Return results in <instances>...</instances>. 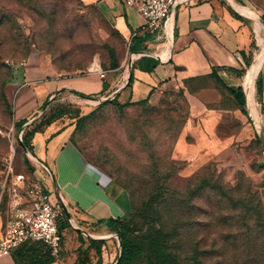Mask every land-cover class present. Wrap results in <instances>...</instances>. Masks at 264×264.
Returning a JSON list of instances; mask_svg holds the SVG:
<instances>
[{
	"label": "rangeland",
	"instance_id": "374dc122",
	"mask_svg": "<svg viewBox=\"0 0 264 264\" xmlns=\"http://www.w3.org/2000/svg\"><path fill=\"white\" fill-rule=\"evenodd\" d=\"M110 1L124 7L122 0H0L1 235L9 215L1 188L4 176L9 167L30 174L21 146L26 140L20 142L21 129L12 125L4 87L28 63L45 64L66 77L113 70L121 81L131 65V38L106 13ZM237 1L264 21V0ZM138 43L147 51L155 49L142 39ZM252 49L241 73L223 76L228 85H239L244 101L224 91L222 102L214 106H226L228 112L216 135L193 115L188 101V92L220 86L214 76L184 81V86L165 83L146 101L123 106L115 99L100 101L65 89L42 105L36 120L59 119L72 127L70 142L87 166L101 181L122 190L128 205L123 219L142 248L132 264H158L145 246L154 237L164 242L169 258L163 264H264V144L259 128L264 135V63L252 96L254 68L241 84L261 50L255 34ZM64 228H69L66 244L81 243L68 247L72 257L76 254L73 264H115L120 252L115 231L76 221L73 226L62 222L61 233ZM35 247L49 253L32 244L23 247L18 260L29 262Z\"/></svg>",
	"mask_w": 264,
	"mask_h": 264
},
{
	"label": "crops",
	"instance_id": "0c3cea01",
	"mask_svg": "<svg viewBox=\"0 0 264 264\" xmlns=\"http://www.w3.org/2000/svg\"><path fill=\"white\" fill-rule=\"evenodd\" d=\"M109 3L106 13L126 36H141L147 48H155L147 51L137 43L131 53L132 77L126 84L127 73L121 81L113 70L104 71L103 78L95 71L66 77L57 75L45 64L28 63L17 75L18 79L4 87L11 112L13 110L12 125L23 123L21 128L29 130L26 139L32 155L52 172V178L44 181L51 201L55 203L60 195L74 221L100 230L109 229L105 225L107 220L124 218L128 209L124 194L115 185L101 181L87 166L70 142L72 127L61 124L59 119L50 123L36 120L42 105L62 89L80 97L115 98L120 104L135 102L149 97L154 88L165 83L184 86V81L209 77L212 72L230 86L222 74L236 75L246 67L253 54L254 34L261 50L244 72L241 84L264 56V35L261 34L264 21L255 10L240 5L237 0H185L154 32L144 28L143 18L133 7L124 2V7L113 1ZM224 91L228 93L221 86L211 84L188 92L193 115L200 116L206 129L214 135L218 122L228 112L226 106H214L222 102ZM33 156L31 160H35ZM69 228L62 230L60 257H53L49 264L74 263L76 254L72 257L68 247L77 248L81 243L74 247L66 244ZM70 238L72 241L73 234ZM13 251L0 252V264H24L16 262Z\"/></svg>",
	"mask_w": 264,
	"mask_h": 264
},
{
	"label": "built area",
	"instance_id": "2783aa9c",
	"mask_svg": "<svg viewBox=\"0 0 264 264\" xmlns=\"http://www.w3.org/2000/svg\"><path fill=\"white\" fill-rule=\"evenodd\" d=\"M185 0H123L143 18V26L154 32L168 19L175 7ZM133 34L132 36H134ZM131 36V37H132ZM104 77L101 68L95 70ZM222 76H227L223 72ZM23 129L18 138L21 141ZM33 167L30 174L14 173L9 167L1 184L2 194L7 195L9 215L3 235L0 234V252L16 249L24 243H40L56 258L61 250L62 233L60 225L66 222L73 226L74 216L59 195L53 203L46 190L45 179L52 178V172L29 152H24ZM31 156L35 160H31Z\"/></svg>",
	"mask_w": 264,
	"mask_h": 264
},
{
	"label": "trees",
	"instance_id": "16d2710c",
	"mask_svg": "<svg viewBox=\"0 0 264 264\" xmlns=\"http://www.w3.org/2000/svg\"><path fill=\"white\" fill-rule=\"evenodd\" d=\"M140 40H141V36L136 37V35H134L131 37L129 49L132 50V52L136 49L135 46L137 45L138 42H140ZM209 76H214V78L216 79V81L218 82V84L222 88L226 89L236 100H240V102L243 103L244 95H243V92L239 86H236V87L227 86L222 81V79H220L213 72ZM131 77H132V74L130 76V79H131ZM147 98L148 97H146L142 100H139V101H135V102H143V101H146ZM114 99L115 98H113V100ZM130 103H132V102L127 101L123 104L117 103V105L123 106V105L130 104ZM40 123H41V121H40ZM22 124L23 123H18V125H17V123H15L14 126L16 129H21ZM28 131L29 130L27 128H25L23 130L22 138L23 137L25 138L26 142L23 141V143L27 147L28 151L31 153L29 143L26 139ZM25 158H26L27 162L29 163V160L26 157V155H25ZM29 167H30V172H32L33 167L31 165ZM105 225L107 227H109L111 230L115 231L119 237V240H120V252H119V256H118L115 264H132L133 261H135L136 258L139 257V255L141 254L142 248H141L139 243L132 240L131 235L128 232V226H127L126 222L124 221V219H119V218L109 219L106 221ZM146 243H148V244L145 246L150 249L149 252L152 254L153 258L156 260V262L158 264H163L169 258L165 252V246H164V242L162 240L154 237V238H152V240H147ZM32 244L43 246L42 244L36 243V242L24 243V244L20 245L19 247H17L13 251V256H14V259L16 260V262H20V263H24V264H49L53 261V257L48 252H44V251H42L41 248H37V247L30 249L31 256H30L29 262H23V261L18 260L17 255L20 254L21 252H24L23 247H27V249H29L28 246L32 245ZM197 264H203V263L199 262Z\"/></svg>",
	"mask_w": 264,
	"mask_h": 264
},
{
	"label": "bare ground",
	"instance_id": "6f19581e",
	"mask_svg": "<svg viewBox=\"0 0 264 264\" xmlns=\"http://www.w3.org/2000/svg\"><path fill=\"white\" fill-rule=\"evenodd\" d=\"M264 63V56L263 58L254 66V70L252 72V75L250 76V83H249V95L252 96V93H253V84H254V81L257 77V74L258 72L260 71L261 69V66L262 64ZM98 101V100H97ZM251 101V100H250ZM97 103V102H96ZM252 103V102H251ZM254 111H255V114L258 115V112L256 111L255 107H254ZM259 128H260V133L261 135L263 134V129H262V125H259ZM258 130V129H257ZM262 131V132H261Z\"/></svg>",
	"mask_w": 264,
	"mask_h": 264
},
{
	"label": "water",
	"instance_id": "95a60500",
	"mask_svg": "<svg viewBox=\"0 0 264 264\" xmlns=\"http://www.w3.org/2000/svg\"><path fill=\"white\" fill-rule=\"evenodd\" d=\"M130 76H131V71H130V69H129V71H128V73H127V79H126V81H125V84L129 81ZM51 98H52V97H51ZM99 100H100V101H104V99H99ZM23 128H24V127H22L21 129H23ZM261 140H262V142H263V144H264V135H263V134L261 135ZM20 142H22V141H20ZM21 146H22V149H23L24 152H27V151H28L27 147H26L24 144H22Z\"/></svg>",
	"mask_w": 264,
	"mask_h": 264
}]
</instances>
